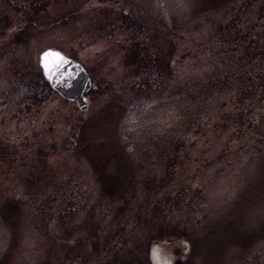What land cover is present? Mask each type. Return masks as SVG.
<instances>
[{
  "label": "rangeland",
  "instance_id": "rangeland-1",
  "mask_svg": "<svg viewBox=\"0 0 264 264\" xmlns=\"http://www.w3.org/2000/svg\"><path fill=\"white\" fill-rule=\"evenodd\" d=\"M263 3L0 0V264H264V44L217 37Z\"/></svg>",
  "mask_w": 264,
  "mask_h": 264
},
{
  "label": "trees",
  "instance_id": "trees-1",
  "mask_svg": "<svg viewBox=\"0 0 264 264\" xmlns=\"http://www.w3.org/2000/svg\"><path fill=\"white\" fill-rule=\"evenodd\" d=\"M253 4V2H251V5ZM240 4H236V6H240ZM264 3L261 4L259 6V12L258 9L255 11L254 10V20L255 22L253 23L251 21V19L247 20H243L242 18L245 16V14H247L248 12H245L243 9H239V10H243L244 13L241 14V16H236L234 14V12L232 11L231 15L233 18H229L230 21L226 23V25L224 27L221 28V30L218 32L219 35H217L218 39L221 37V39H225L224 40V45H225V50L223 51L221 48V55H223V52L226 54L227 57H229V59H231V61L234 62V72H240L241 74L245 75L246 74V63L249 64L246 61V51H247V40L250 41L249 43V47H253L254 45H260V44H264V37L262 32L257 28V24H261L264 22V18H263V7ZM254 8L250 6V10L252 11ZM228 19V20H229ZM226 20V21H228ZM178 43V39L175 41H172V46H177ZM238 45L239 46V56L242 55L244 57L243 59H239V56H237L235 48H233L234 46ZM213 49H215V47H213ZM199 49H197L195 51V53H198ZM224 56V55H223ZM240 61V62H239ZM245 62V65H244ZM251 65V64H250ZM254 67L251 65V71L249 74V79L252 80V75H253V70ZM256 69V68H255ZM250 70V69H249ZM233 73H231V75H233ZM247 84V83H246ZM250 84V83H249ZM160 255H165V259H170V257L166 254V253H160ZM151 262L153 264H156V261L153 257V254L151 256ZM170 262H172V260L170 259Z\"/></svg>",
  "mask_w": 264,
  "mask_h": 264
},
{
  "label": "water",
  "instance_id": "water-1",
  "mask_svg": "<svg viewBox=\"0 0 264 264\" xmlns=\"http://www.w3.org/2000/svg\"><path fill=\"white\" fill-rule=\"evenodd\" d=\"M50 50L61 53L52 48H45L39 53L38 63L42 75L61 97L73 100L79 109L84 108L86 106V98L82 93L88 88L90 81L84 68L78 62L61 53L67 63L61 64L58 69L52 67L51 72H49L43 67L42 56Z\"/></svg>",
  "mask_w": 264,
  "mask_h": 264
},
{
  "label": "snow or ice",
  "instance_id": "snow-or-ice-1",
  "mask_svg": "<svg viewBox=\"0 0 264 264\" xmlns=\"http://www.w3.org/2000/svg\"><path fill=\"white\" fill-rule=\"evenodd\" d=\"M42 62H43V67L49 72H51L52 67H56L58 69L61 64L67 63L65 57L62 56L61 53L51 50L43 54ZM153 257L156 261V264H160L158 250L153 251Z\"/></svg>",
  "mask_w": 264,
  "mask_h": 264
}]
</instances>
